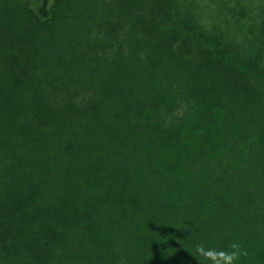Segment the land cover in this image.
Wrapping results in <instances>:
<instances>
[{
  "label": "trees",
  "instance_id": "trees-1",
  "mask_svg": "<svg viewBox=\"0 0 264 264\" xmlns=\"http://www.w3.org/2000/svg\"><path fill=\"white\" fill-rule=\"evenodd\" d=\"M0 264H264V0H0Z\"/></svg>",
  "mask_w": 264,
  "mask_h": 264
}]
</instances>
